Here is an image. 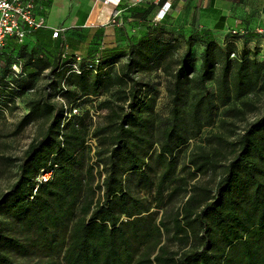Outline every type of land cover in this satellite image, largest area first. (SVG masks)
Listing matches in <instances>:
<instances>
[{
	"label": "trees",
	"instance_id": "16d2710c",
	"mask_svg": "<svg viewBox=\"0 0 264 264\" xmlns=\"http://www.w3.org/2000/svg\"><path fill=\"white\" fill-rule=\"evenodd\" d=\"M224 20L220 16L214 28L222 29ZM161 25H149L143 38L126 46L98 51L99 40L89 52L100 56L78 68L60 53L47 58L43 68L50 64L55 75L49 86L67 107L116 88L114 99L98 104L105 114L91 132L103 177L93 186L85 116L67 117L64 105L48 98L30 101L19 124L47 123L0 196V264H264V112L247 121L258 108L249 96L264 90V61L193 31L177 56L179 40L163 34ZM30 35L42 45L52 40L45 28L25 40ZM13 41L20 43L10 37L0 61ZM55 44L75 56L80 40L58 37ZM42 57L26 67L14 62L20 74L13 71L11 82L1 77L0 86L15 94L31 89L26 68L43 63ZM155 70L172 80L164 118L154 112L153 88L136 77ZM204 127L210 128L202 134ZM192 138L187 174L176 175L177 153ZM42 169L53 172L45 182L39 181ZM152 204L163 209L158 222Z\"/></svg>",
	"mask_w": 264,
	"mask_h": 264
},
{
	"label": "rangeland",
	"instance_id": "374dc122",
	"mask_svg": "<svg viewBox=\"0 0 264 264\" xmlns=\"http://www.w3.org/2000/svg\"><path fill=\"white\" fill-rule=\"evenodd\" d=\"M72 1L73 0H71V2ZM255 1L256 0H234L235 4H243L247 10L253 7V3ZM161 27L163 34L171 33L173 37H176L179 40L181 47L177 51V56H180L185 50L186 36L188 35L190 29L188 30L186 25H182L179 22L174 24L170 23L168 25L162 24ZM76 29L77 32L76 34H73V37L80 40V44H78V48L75 51V56L63 53L61 47L55 44L60 35L58 37H52L49 35L52 40L49 42L47 41L45 45L38 44L36 39H26L24 42L14 43L8 49L9 54L5 55L0 61V78L2 77L5 81L11 82L14 77L13 70L11 69L14 62L20 61L23 66L26 67L32 65V61H37V59L43 56V63L36 64L31 70L26 68V75L24 76V79L32 81L33 86L31 89H25L23 91L15 89L18 91V93L15 94L6 87L0 86V89L5 92V95H0V196L9 189L13 182H15L18 165L25 149L32 140L40 138L46 128L47 122L42 118L29 122L26 125L19 124L23 116L28 113L29 102L36 99L39 100L42 98H48L51 102H55L59 105L62 104L61 97L58 95V92H56L57 90H53L49 86L55 76L50 75V64L47 68H43L48 61L47 58H55L60 53L62 60L66 59V61L73 62L76 65V68H78V65L82 63H90L96 57L100 56L98 52L90 53L89 51H94L93 49L96 48L98 41L102 38V35L94 37V29L89 26L87 28L78 27ZM52 31L49 30L48 33L51 34ZM111 44L114 46L121 45L117 43L116 40L114 41V38L113 43ZM66 51L71 53V50ZM98 51H100V49ZM30 57L32 59L31 62ZM193 57H198L196 47L194 46ZM124 61V58L119 59L114 67L117 68L119 64ZM195 66L197 68L199 66L197 59L195 60ZM136 77L146 83H149V85L153 88L152 94L155 96L154 112L159 118L167 117L171 108V97L169 95V89L172 86L171 77L165 75L160 70H155L150 73H138L136 74ZM207 86L211 92L214 91L215 87L212 82L207 83ZM115 89L116 88L110 92L101 93L96 96H88L86 98L83 97L74 102V104L77 105L76 113L78 115L80 114L85 116V124L88 128L85 146L87 147L88 164L93 166V174L95 177L93 186H95L98 182L100 183L103 174L101 173L100 175L101 166L96 163V156L94 155V152L97 145L96 140L91 136V132L95 126L103 122L105 110L99 109L98 104L105 98L114 99L117 95ZM49 93L51 94L50 96L48 95ZM249 98L256 103L258 108L254 113L247 114V121L254 120L264 112V90L257 91L255 94L250 95ZM237 124L240 127H243L245 122H238ZM209 128L210 127H204L201 130V133L205 134L206 130ZM213 128L215 130L217 129L216 124ZM240 129H238L237 132H239ZM194 143V138L189 139L178 151L177 155L179 164L176 175L182 176L187 174L188 169H184L183 165L188 164V156ZM154 148H157V146L155 145ZM197 178L198 176L196 179ZM95 191V197H98L100 193L97 189ZM135 193L140 197L148 199L149 201L152 200L153 197V195L144 191ZM150 212L157 213L154 217L156 222H158L162 216L163 209L156 208L152 204Z\"/></svg>",
	"mask_w": 264,
	"mask_h": 264
},
{
	"label": "crops",
	"instance_id": "0c3cea01",
	"mask_svg": "<svg viewBox=\"0 0 264 264\" xmlns=\"http://www.w3.org/2000/svg\"><path fill=\"white\" fill-rule=\"evenodd\" d=\"M38 7V15L45 19V31L63 28L61 38L73 37L78 27L101 31L102 38L97 48L113 47V38L123 46L129 41L144 37L149 25L153 23L186 25L190 34L211 33L221 45L233 42L238 51H246L250 57L263 61L264 0H256L247 10L234 0H33ZM170 3L163 19H157L161 5ZM118 10V16L111 18L112 7ZM142 14L143 16H140ZM220 16H224L222 29L214 26ZM49 34V33H48ZM113 36V37H111ZM112 38V39H111ZM27 39L34 40L30 35ZM10 40L7 39V41ZM109 40V41H107ZM15 43L14 41L12 42ZM201 46L197 45L198 52Z\"/></svg>",
	"mask_w": 264,
	"mask_h": 264
},
{
	"label": "built area",
	"instance_id": "2783aa9c",
	"mask_svg": "<svg viewBox=\"0 0 264 264\" xmlns=\"http://www.w3.org/2000/svg\"><path fill=\"white\" fill-rule=\"evenodd\" d=\"M170 3L165 1L159 12L157 13V19H161L168 11ZM111 18L118 16V10L116 7H112ZM38 28H47L45 19L38 15V10L33 0H0V52L5 47L7 39L13 37L18 42L25 40L30 31ZM64 29H53L52 36L56 37ZM258 33L264 35V30L257 29ZM233 55V54H232ZM76 68V65H74ZM12 70L15 74H20L21 68L19 64H13ZM64 108L67 109L66 115L70 117L71 114H77V107L68 106L61 99ZM52 170H41L39 181H47L52 175Z\"/></svg>",
	"mask_w": 264,
	"mask_h": 264
}]
</instances>
